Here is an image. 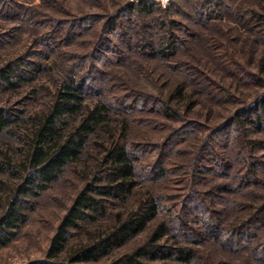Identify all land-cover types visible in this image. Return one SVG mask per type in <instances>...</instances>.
<instances>
[{"label": "rangeland", "instance_id": "374dc122", "mask_svg": "<svg viewBox=\"0 0 264 264\" xmlns=\"http://www.w3.org/2000/svg\"><path fill=\"white\" fill-rule=\"evenodd\" d=\"M190 1L168 0L163 7L157 0H0V68L14 62L17 72L24 77L14 89H0V106L20 114L21 120L24 119L20 127L25 131V118L47 108L70 72L88 78L86 103H106L113 107L111 117L114 119L123 118L114 112L116 103H134L137 111L127 117V139L138 157L137 194L123 208L115 206L111 210L115 214L135 209L139 196L148 191L159 196L162 207L168 209L165 217L159 215L143 233L113 251L111 256L80 264H110L119 256L131 253L164 219L174 231L177 219L192 220L196 214L201 216L200 213L206 216L215 208L225 210V226H229L235 219L246 218L250 214L248 208L264 200V131L252 127L239 129L232 123L226 125L235 113L248 110L264 97V73L258 62L262 49L255 39L257 32L264 28V22L258 17L251 18L252 12L263 14V0H220L222 7L216 13L210 0ZM202 2L205 7L200 23L197 5ZM125 3H150L159 11H154V15L160 13L177 22V32L187 42L178 59L193 66L197 72L194 80L188 76L175 77L159 60L130 53L140 39L153 38L154 29L146 26L150 17H139L130 25L126 14H122L119 22L124 24L123 35L119 30L115 36L104 29L106 18L117 13ZM87 16H97L93 27L88 32L77 33L82 36L69 39L73 22ZM188 33L194 37L190 38ZM120 50L124 56L114 57L112 51ZM96 55L100 62L92 59ZM81 60L84 64L77 71L75 64ZM206 78L214 84L206 86ZM183 80L187 84L184 97L170 103L171 110L176 112L175 118L155 113L154 110L159 111L158 105H148L150 109L139 112V97L167 102L174 86ZM185 124L194 126L193 135L168 150L167 139ZM222 130L228 145L216 142L220 138L217 132ZM1 143L13 148L16 158L19 156L22 144L17 138L2 135ZM158 160L165 170L160 171L161 175L156 173ZM213 162L224 166L227 175L217 174ZM252 165L256 166L255 171ZM203 168L205 173L198 177V169ZM92 170L85 173L91 176ZM247 172H255V175L242 183ZM17 182L0 175V218L6 211L9 191L20 183ZM86 183L81 172L66 169L55 183L33 199L25 224L0 248V264H26L43 259L61 216ZM222 184H226L229 191L218 199L217 187ZM190 194L197 198L187 201ZM234 205L244 209L239 211ZM184 210L187 218L182 216ZM97 225L107 229L111 221H100L91 231ZM224 236L228 234L223 233ZM196 249V264H260L252 247L234 254L211 244Z\"/></svg>", "mask_w": 264, "mask_h": 264}, {"label": "trees", "instance_id": "16d2710c", "mask_svg": "<svg viewBox=\"0 0 264 264\" xmlns=\"http://www.w3.org/2000/svg\"><path fill=\"white\" fill-rule=\"evenodd\" d=\"M210 1L213 13L219 11L222 7L220 0ZM197 7L200 10L197 18L201 23L204 2ZM262 9L263 14L252 12L251 18L258 17L264 22V0ZM154 11L159 12L150 3L138 5L125 3L117 13L106 18L104 29L115 36L118 30L121 33L124 24L122 25L119 19L122 14H126L130 25H134L139 17H150L151 21L145 25L154 29L152 33L154 40L151 38L135 41L130 53L159 60L176 75L175 77L188 76L190 80H194L197 72L193 66L178 59L187 42L186 39L180 38L176 29L177 22L164 18L160 13L154 15ZM96 19L97 16L76 19L72 24L73 31L69 34V39H72V36L76 39L83 35L77 33L88 32ZM188 34L190 38L194 37L191 33ZM256 37V43L262 49L258 62L263 74L264 28L257 32ZM105 41L108 43L107 39ZM112 52L114 57L118 54L124 56L121 50L117 53ZM96 57L98 56L92 59L100 62L101 59ZM83 61L75 64L77 71L83 66ZM20 73L17 72L14 62L2 66L0 89H14L17 82L24 79ZM70 73H67L61 81L47 108L37 115L25 118L24 124L27 127L25 131L20 127L22 120L24 121L21 120L20 114L12 113L0 106V136L15 137L22 144L20 151L17 150L19 153L17 158L13 148H9L4 143L0 145V175L20 182L14 189H10L6 211L0 218V248L5 246L14 233L25 224L28 211L32 209L31 201L55 183L66 169L81 172V177L87 182L73 197L71 204L61 216L49 240L45 257L26 264L97 262L111 256L113 251L122 248L143 233L159 215L165 217L168 211L162 207L160 197L148 191L139 196L135 209L126 210V213H112L113 207L123 208L128 200L137 194L138 157L127 139L129 123L127 117L137 111L136 106L131 102L116 103L114 112L122 115L123 118L114 119L111 117L113 107L102 101H97L93 105L86 103L85 83L88 78ZM200 75L202 76L201 73ZM250 76L255 77L254 74ZM205 80L208 82L206 86L214 84L208 78ZM257 80L261 78L257 77ZM183 81L174 86L168 97L169 102L153 98L147 101L144 96L138 95L141 96L138 98L141 101L134 100L140 101L137 109H140V112L150 109L148 105H158L159 111L154 110L155 113L159 112L168 119L175 118L176 112L171 110L170 103L180 101L184 97L187 84ZM230 124L238 125L239 129L252 127L253 130L264 131V97L252 104L248 110L243 109L235 113L234 117L226 122V125ZM194 131L192 124L179 127L167 139L168 150L189 139ZM223 131L217 132L219 135L217 138H220L216 142L219 145H228V138L222 137ZM213 163H216L214 166L218 171L216 173L221 177L225 176L224 166L218 165L217 162ZM252 167H254L252 171H255L256 166L252 165ZM158 168L156 173L161 175L160 171L165 170L160 160H158ZM91 169H93L91 176L85 173ZM204 173V168L198 169V177ZM254 175L255 172H247L241 182L244 183L247 177L252 178ZM227 191L229 189L226 184H222L217 187L216 196L220 199V196L222 197ZM187 198L185 201L197 197L195 194H190ZM199 208L201 211L204 209ZM234 208H239V211L244 209L236 205ZM185 210L182 216L187 218L188 213ZM209 211L206 216L202 213L201 216L196 214L191 218L192 220L177 219L178 223L174 231L168 225L167 219L162 220L156 224L142 245L129 254L119 256L110 264H196L198 258L196 247L206 244L215 245L224 252L232 254L241 253L252 247L257 261L264 264V200L258 206H250L248 208L250 214L246 218L235 219L229 226H225L224 209L211 208ZM109 220L111 226L107 229H100L101 226L97 225L95 230L91 231V227L96 223ZM223 233L228 236L223 237Z\"/></svg>", "mask_w": 264, "mask_h": 264}, {"label": "built area", "instance_id": "2783aa9c", "mask_svg": "<svg viewBox=\"0 0 264 264\" xmlns=\"http://www.w3.org/2000/svg\"><path fill=\"white\" fill-rule=\"evenodd\" d=\"M160 4H161V6H165V4H167V2H168V0H157Z\"/></svg>", "mask_w": 264, "mask_h": 264}]
</instances>
